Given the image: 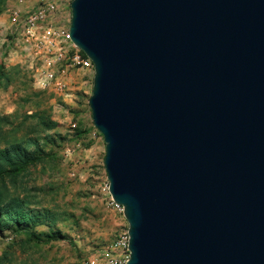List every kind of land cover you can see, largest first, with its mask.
Segmentation results:
<instances>
[{"label": "water", "instance_id": "1", "mask_svg": "<svg viewBox=\"0 0 264 264\" xmlns=\"http://www.w3.org/2000/svg\"><path fill=\"white\" fill-rule=\"evenodd\" d=\"M126 264H264V0H71Z\"/></svg>", "mask_w": 264, "mask_h": 264}, {"label": "rangeland", "instance_id": "2", "mask_svg": "<svg viewBox=\"0 0 264 264\" xmlns=\"http://www.w3.org/2000/svg\"><path fill=\"white\" fill-rule=\"evenodd\" d=\"M0 1V117L11 123L4 130L14 129L23 139L37 138L43 154L52 155L29 168L18 193L37 202L29 208L40 212L44 224L35 229L61 236L48 244H34L23 235L4 231L0 234V264H79L107 246L123 224L106 206L105 148L88 106L93 69L71 65L69 57L75 50L69 51L65 89L44 87L45 50L15 33L10 11L17 0ZM70 2L63 3L64 33L70 23ZM30 9L24 5V10ZM61 40L63 48L70 47L65 36ZM47 120L53 123L48 129L41 124Z\"/></svg>", "mask_w": 264, "mask_h": 264}, {"label": "built area", "instance_id": "3", "mask_svg": "<svg viewBox=\"0 0 264 264\" xmlns=\"http://www.w3.org/2000/svg\"><path fill=\"white\" fill-rule=\"evenodd\" d=\"M64 2L65 0H17L16 7L10 11L15 33L21 35L26 42H37L45 50L44 87L53 86L58 91H63L66 87L64 77L69 65L65 59L69 51L75 50L69 57L71 65L93 69L90 59L84 54L85 57L81 58L76 52L81 51L70 42L68 31L64 33ZM23 4L29 5L31 9L24 10ZM64 36L70 43L67 49L62 46L61 39ZM107 194L106 206L121 217L123 224L107 246L85 257L79 264H126L129 259L128 226L123 216V209L111 199L108 184Z\"/></svg>", "mask_w": 264, "mask_h": 264}, {"label": "trees", "instance_id": "4", "mask_svg": "<svg viewBox=\"0 0 264 264\" xmlns=\"http://www.w3.org/2000/svg\"><path fill=\"white\" fill-rule=\"evenodd\" d=\"M1 10L0 5V12ZM2 75L0 67V79ZM41 124L47 129L53 125L49 120L42 121ZM7 125L11 123L5 117H0V234L10 231L15 236L23 235L28 242L48 244L61 236L52 231L35 229L37 225L44 224L40 221V212L29 208L37 202H33L28 195L20 197L18 188L30 167L52 155L43 154L37 138L23 139L17 137L14 129L5 131L4 127ZM85 132L87 131H78V134ZM24 189L22 187V191Z\"/></svg>", "mask_w": 264, "mask_h": 264}]
</instances>
